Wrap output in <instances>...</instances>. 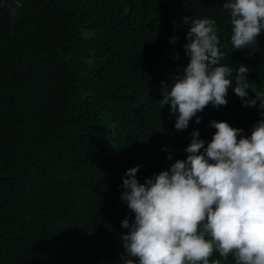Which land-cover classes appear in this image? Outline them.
<instances>
[{
  "label": "trees",
  "instance_id": "1",
  "mask_svg": "<svg viewBox=\"0 0 264 264\" xmlns=\"http://www.w3.org/2000/svg\"><path fill=\"white\" fill-rule=\"evenodd\" d=\"M18 2L13 15L17 0H0V264H127L126 170L140 165L143 183L186 159L193 130L207 146L213 120L250 135L264 119L229 87L226 105L175 129L160 100L190 60L183 18L215 19L221 63L234 74L246 66L260 91L264 30L256 45L232 50L224 0Z\"/></svg>",
  "mask_w": 264,
  "mask_h": 264
},
{
  "label": "clouds",
  "instance_id": "2",
  "mask_svg": "<svg viewBox=\"0 0 264 264\" xmlns=\"http://www.w3.org/2000/svg\"><path fill=\"white\" fill-rule=\"evenodd\" d=\"M15 14L22 4L11 5ZM230 16L232 50L256 45L264 30V0H224ZM184 17L191 24L184 45L190 57L182 74L174 77L163 92L161 108L169 105L176 116L175 129L185 130L189 121L211 104H227L229 87L243 106L259 103L264 117V91L251 87L244 65L235 68L221 63L227 53L221 50L217 21L212 18ZM178 37L173 36L175 43ZM254 94V98L249 96ZM216 129L211 141L200 138L198 130L168 170L137 179L140 165L126 170L122 177L121 200L134 213L121 226L127 264H220L212 259L218 253L234 264H264V119L258 120L250 135L227 121L210 122ZM168 159H171L169 155Z\"/></svg>",
  "mask_w": 264,
  "mask_h": 264
}]
</instances>
